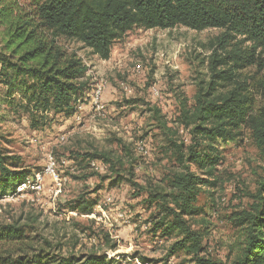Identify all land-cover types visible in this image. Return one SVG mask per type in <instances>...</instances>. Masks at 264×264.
Instances as JSON below:
<instances>
[{
  "label": "rangeland",
  "instance_id": "rangeland-1",
  "mask_svg": "<svg viewBox=\"0 0 264 264\" xmlns=\"http://www.w3.org/2000/svg\"><path fill=\"white\" fill-rule=\"evenodd\" d=\"M19 3L28 10L29 0ZM219 33L215 29L196 32L184 27L133 28L112 45L107 61L79 44L64 43L67 51L76 53L87 67V89L82 98L87 100L96 85L101 84L102 90L103 108L86 105L87 100L76 121L58 116L50 122L52 116L48 115L46 125L33 130L24 111L7 106L6 88L0 85L3 154L18 158L21 166L34 174L45 168L46 158L51 155L58 179L57 185L45 177L40 191L28 189L24 194L0 197V226L22 227L28 236L25 244L31 249H45L47 243L50 253L62 256L105 252L114 264H192L193 257L185 250H171L181 238L176 231L169 237L162 236L161 227L151 232L159 211L147 202L150 190L168 193L167 178L188 171L213 184L200 186L195 204L200 214L183 217L190 230L202 239L200 257L218 264L230 263L240 242L234 214L249 209L256 181L264 169L249 132L242 131L236 141L213 145L220 161L209 176L191 162L182 166L176 161L168 150V138L156 128L147 111L159 109L167 128L177 133L176 139L183 144L187 156L194 140L177 123L179 100L191 105L198 87H206L211 81L210 60L215 52L231 66L219 46L210 43ZM260 56L264 58V54ZM257 70L253 66L236 72L253 93L255 83L264 77V69ZM226 86L219 80L216 90L224 93L230 89ZM153 87L157 96L151 92ZM255 100L257 105L259 99ZM198 150L209 153L204 147ZM93 151L120 159L124 168L119 177L101 161L97 172L81 170L73 157ZM79 196L99 206L94 208L92 218L69 213L68 204ZM106 198L111 199L109 204H105ZM163 215L160 208V218ZM151 220L152 224L148 223ZM171 222L168 217L165 225ZM104 235L115 244V250L104 249ZM2 250L8 253L7 247L0 244Z\"/></svg>",
  "mask_w": 264,
  "mask_h": 264
},
{
  "label": "trees",
  "instance_id": "trees-1",
  "mask_svg": "<svg viewBox=\"0 0 264 264\" xmlns=\"http://www.w3.org/2000/svg\"><path fill=\"white\" fill-rule=\"evenodd\" d=\"M176 27L196 32L219 30L210 43L219 46L231 66L215 52L210 60L211 81L206 87H198L191 105L179 100L177 123L194 140L187 156L159 109L147 110L156 128L168 138V150L182 166L191 162L212 176L220 161L213 145L236 141L246 131L264 161V77L255 83L253 93L236 74L253 66L258 72L264 69L260 56L264 54V0H29L28 10L19 0H0V85L6 88L4 100L13 110L28 115L33 130L44 127L48 115L52 116L50 122L58 116L74 120L79 102L85 105L89 101V96L82 98L87 89V67L76 53L67 51L64 43L79 44L107 61L112 45L133 28ZM220 66L227 69L218 71ZM219 80L230 89L218 92ZM200 147L209 153L202 154ZM73 159L81 170L89 169L90 161H101L117 177L124 168L120 159L108 153H79ZM33 175L18 158L6 156L0 148V197L18 195L17 189ZM203 184L213 185L188 171L172 174L167 178L168 193L160 189L148 192L147 202L159 211L157 221L148 223L152 224L151 232L161 227L164 237L176 231L181 238L171 250H185L193 257L192 264H218L200 257L202 239L183 219L200 214L195 204ZM251 199L247 211L234 214L240 242L236 257L228 264H264V169ZM96 206L95 201L79 196L68 204V211L91 215ZM160 208L164 213L161 218ZM168 217L172 222L165 225ZM26 240L22 227L0 226V244L8 251H0V264H114L105 252L62 256L50 253L47 243L45 249H31ZM115 248L104 235V249Z\"/></svg>",
  "mask_w": 264,
  "mask_h": 264
},
{
  "label": "built area",
  "instance_id": "built-area-1",
  "mask_svg": "<svg viewBox=\"0 0 264 264\" xmlns=\"http://www.w3.org/2000/svg\"><path fill=\"white\" fill-rule=\"evenodd\" d=\"M135 69L137 72H139L140 66L137 65L135 67ZM101 92H102L101 84L96 85L94 90L92 91L91 95H89L88 105H90L96 109H102L103 105L101 103ZM151 92L156 94V95L154 94V96H157V90L155 87H153L151 89ZM83 106L84 105L82 104V102H79V104L77 105V112L73 116V119L75 121L79 120L78 114L80 111L83 110ZM60 141H63V138H60ZM138 147H140V145ZM46 162H47V164L41 172L35 173L32 178L28 179L24 184H22L17 189V194H24L28 189H31L33 191H40L42 189V185H43L45 177H50L55 182V184L58 185V179H57V176L54 172L55 165H56L54 158L51 155H48L46 158ZM88 166H89L90 170H93L95 172H97L101 168L100 164L96 161H90ZM110 201H111L110 198H106L105 204H109ZM96 207L99 208L98 205ZM70 214L75 215V213H70ZM92 215L93 214L88 215V217L92 218L93 217Z\"/></svg>",
  "mask_w": 264,
  "mask_h": 264
}]
</instances>
